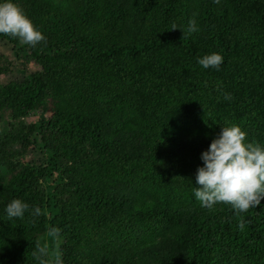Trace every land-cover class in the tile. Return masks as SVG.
I'll list each match as a JSON object with an SVG mask.
<instances>
[{"label": "trees", "instance_id": "16d2710c", "mask_svg": "<svg viewBox=\"0 0 264 264\" xmlns=\"http://www.w3.org/2000/svg\"><path fill=\"white\" fill-rule=\"evenodd\" d=\"M15 2L45 39L0 34L37 67L0 83V264H264V197L191 195L223 124L264 146V0Z\"/></svg>", "mask_w": 264, "mask_h": 264}, {"label": "clouds", "instance_id": "9594fccd", "mask_svg": "<svg viewBox=\"0 0 264 264\" xmlns=\"http://www.w3.org/2000/svg\"><path fill=\"white\" fill-rule=\"evenodd\" d=\"M196 31L195 21L189 19L186 32ZM0 34L18 38L27 45H36L45 39L15 0H0ZM222 61L217 52L196 59L203 69H218ZM229 98L224 94L225 100ZM245 135L238 125L223 124L218 135L199 153L202 163L195 169L191 195L201 207L212 208L224 203L243 213L264 197V146L246 141ZM28 207L27 203L13 198L5 204L4 213L9 218H20ZM32 213L39 215V209L33 207Z\"/></svg>", "mask_w": 264, "mask_h": 264}, {"label": "rangeland", "instance_id": "374dc122", "mask_svg": "<svg viewBox=\"0 0 264 264\" xmlns=\"http://www.w3.org/2000/svg\"><path fill=\"white\" fill-rule=\"evenodd\" d=\"M0 54H2L9 63L0 70V83L21 81L27 75L37 70L35 63L28 59L16 58L10 47L5 43H0ZM38 152L36 147L29 145L27 153L22 158V161L25 163L38 162Z\"/></svg>", "mask_w": 264, "mask_h": 264}]
</instances>
